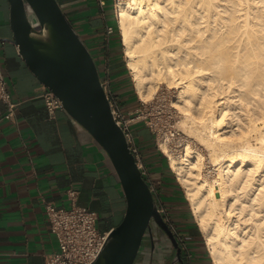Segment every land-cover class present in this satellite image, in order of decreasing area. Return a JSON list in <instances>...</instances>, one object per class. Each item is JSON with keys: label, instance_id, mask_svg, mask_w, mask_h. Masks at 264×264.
I'll list each match as a JSON object with an SVG mask.
<instances>
[{"label": "bare ground", "instance_id": "obj_1", "mask_svg": "<svg viewBox=\"0 0 264 264\" xmlns=\"http://www.w3.org/2000/svg\"><path fill=\"white\" fill-rule=\"evenodd\" d=\"M117 16L139 98L175 88L206 152L161 145L212 264H264V0H117Z\"/></svg>", "mask_w": 264, "mask_h": 264}, {"label": "crops", "instance_id": "obj_2", "mask_svg": "<svg viewBox=\"0 0 264 264\" xmlns=\"http://www.w3.org/2000/svg\"><path fill=\"white\" fill-rule=\"evenodd\" d=\"M58 1L100 71L109 69L111 89L122 111L132 114L135 106L125 75L120 64L111 59L112 53L118 58L119 48L106 33L107 28H116L115 20L106 18L107 1L103 9L98 0ZM12 36L8 1L0 0V64L16 105L11 119L6 118L8 107L0 105V264H46V256L58 251L46 202L68 208L67 191L76 190L77 205L97 214L96 227L105 234L122 222L127 202L119 180L91 137L63 110L53 117L49 114L41 97L46 87L26 66L17 47L7 41ZM132 131L146 178L159 180L153 164L160 158L148 132L141 124L134 125ZM164 204L169 209V203ZM182 229L177 235L188 245L190 261L183 253L187 264H207L200 232Z\"/></svg>", "mask_w": 264, "mask_h": 264}, {"label": "water", "instance_id": "obj_3", "mask_svg": "<svg viewBox=\"0 0 264 264\" xmlns=\"http://www.w3.org/2000/svg\"><path fill=\"white\" fill-rule=\"evenodd\" d=\"M12 39L29 70L62 103V110L103 152L127 202L122 222L107 236L93 264H135L147 232L162 228L182 248L158 211L154 194L114 119L92 53L58 0H7Z\"/></svg>", "mask_w": 264, "mask_h": 264}, {"label": "built area", "instance_id": "obj_4", "mask_svg": "<svg viewBox=\"0 0 264 264\" xmlns=\"http://www.w3.org/2000/svg\"><path fill=\"white\" fill-rule=\"evenodd\" d=\"M112 2L115 23L118 25L117 0H112ZM98 4L100 8L103 9L106 6V0H98ZM114 31V27L107 28V36L112 35ZM101 83L110 101L114 119L125 132L130 150L135 156L143 176H146L147 172L142 166L143 161L140 150L136 144V139L112 92L108 68H105L103 71ZM41 97L43 98L47 111L52 117L58 110H62V103L49 89L45 88ZM1 104H5L8 107L9 113L6 118L11 119L16 105L12 102V96L8 89V82L0 64V105ZM149 186L154 196H156L155 182L150 180ZM67 196L70 202L68 208L58 207L53 202H46L45 204L51 232L58 242V251L46 256V264H93L102 251L108 234L98 231L96 227L98 218L95 212L77 205L78 192L76 190H68ZM157 207L160 215L166 214V209L163 206L159 205ZM181 243L185 246L183 240H181ZM185 250L188 255V260L190 261L191 255L186 246ZM188 264L191 263L189 262Z\"/></svg>", "mask_w": 264, "mask_h": 264}, {"label": "rangeland", "instance_id": "obj_5", "mask_svg": "<svg viewBox=\"0 0 264 264\" xmlns=\"http://www.w3.org/2000/svg\"><path fill=\"white\" fill-rule=\"evenodd\" d=\"M108 5L105 8V15L109 22L114 21V15H113V2L112 0H106ZM118 26V25H117ZM119 30V27H118ZM80 35V34H79ZM119 35L121 38V47H119V51H121V61L123 66H125V70H127V78H129L128 85L126 84L127 89L129 90L128 93L133 95V102H135V108L132 112V114L125 115V113L122 111L119 103L117 102L119 108L122 111V114L125 117V120H127L128 126L132 131V127L137 124L143 125L144 129L148 132L150 140L153 142V147L155 150L163 154L168 161V165L170 168V171L174 174L176 177L177 183L180 187L181 192L183 193V196L187 200L189 204V209L191 210V215L193 219L195 220L196 225L199 228V232L201 235V238L204 240L205 246L207 251L209 252V248L205 242V235L202 231V228L200 225L196 222V217L194 216V213L191 209L190 201L187 197V192L185 188L181 185L179 177L175 174L174 169L171 166V161L167 153L163 152L162 149V142L163 140L168 137V145L171 150V152L176 153L178 155H183L185 152V145L186 143L190 142L194 148L198 149L204 156L207 157L206 152L203 148H201L199 145H197L193 140H190V138L186 135L184 130L180 127V122L182 118V114L178 110V108L174 107L175 103V97L177 90L173 87H168L166 84L162 85L159 88V91L154 96V98L147 103H144L138 96L134 79L132 76V73L130 71V67L128 65V62L125 58V50L122 42L121 33L119 30ZM116 38V37H115ZM117 40L118 37H117ZM96 61V60H95ZM97 64V61H96ZM98 66V64H97ZM99 67V66H98ZM100 71V70H99ZM113 92V90H112ZM116 99V98H115ZM134 135V134H133ZM190 140V141H189ZM140 150V149H139ZM144 170L146 171V167L144 163L142 164ZM210 172L212 175L215 174L214 168H211ZM155 190H156V204L157 206L161 205L166 209V214L161 215L166 222V224L170 227L171 231L175 235L177 241L179 242L180 247L182 248V251L184 254H186L185 246L183 243H181V239L178 237L175 228L174 223L171 217L170 210L165 206L164 202L167 203L168 201L163 197V200L161 201V195H160V186L161 184H158L157 181H155ZM187 247L188 245L185 244ZM192 255H195V252L192 250ZM210 253V252H209ZM187 255V254H186ZM210 255V254H209ZM211 260V255H210ZM212 261V260H211ZM187 262V259H186Z\"/></svg>", "mask_w": 264, "mask_h": 264}, {"label": "trees", "instance_id": "obj_6", "mask_svg": "<svg viewBox=\"0 0 264 264\" xmlns=\"http://www.w3.org/2000/svg\"><path fill=\"white\" fill-rule=\"evenodd\" d=\"M114 26L116 28H115L114 33L111 36V41H114L116 44V47L119 48L122 45L121 44V38L119 35V30H118L117 24L115 23ZM117 37L119 40H117ZM114 42H112V44ZM90 52H91V50H90ZM116 56L113 53L111 54V59L113 61L112 63L114 64V62H117L120 64L121 73L125 75V86H126V84L129 81V78H127L128 76H127V70H125V66H123V64H121L122 63L121 51L118 52V58ZM93 57H94V55H93ZM94 60H95V58H94ZM99 72H100V77L102 79L103 73L101 71H99ZM119 85L121 86L122 83H120V82L117 83L118 88H121ZM129 95H131V98H133L132 94H129ZM134 106H135V102H134ZM157 153L159 155L160 161H158L156 164H153V172H154V174L157 175L159 180H155V181L161 182L160 183L161 184L160 188H162V194H161L162 199L161 200H163V197H164L169 203V206H170L169 210L171 213V217H172V220L174 223V228H175L176 233L179 234V232H182L183 227L184 228L188 227L189 229H191L193 231L199 232V228L196 225L195 220L193 219V217L191 215V210L189 209V204H188L187 200L185 199V197L183 196V193L180 190V187L177 183L176 177L170 171L167 158L163 154H161L160 152L157 151ZM143 163H144V161H143ZM144 179L149 184L150 180L148 181L146 176H144ZM179 219H181V220L178 222L177 220H179ZM189 245H190V243H189ZM200 245H202V249H203L205 258L207 259V264H212V262L210 260V255L206 249L204 240L201 238V235H200ZM192 264H196V263H192Z\"/></svg>", "mask_w": 264, "mask_h": 264}, {"label": "flooded vegetation", "instance_id": "obj_7", "mask_svg": "<svg viewBox=\"0 0 264 264\" xmlns=\"http://www.w3.org/2000/svg\"><path fill=\"white\" fill-rule=\"evenodd\" d=\"M176 253L177 251L169 236L164 233L162 228L156 227L145 235L141 253L135 264H171ZM180 258L183 263L178 258L175 264H187L183 251L180 253Z\"/></svg>", "mask_w": 264, "mask_h": 264}]
</instances>
